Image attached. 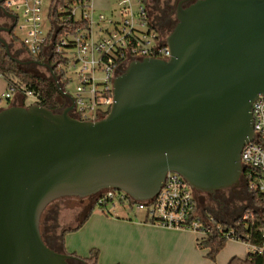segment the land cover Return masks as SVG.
Segmentation results:
<instances>
[{
  "label": "water",
  "instance_id": "95a60500",
  "mask_svg": "<svg viewBox=\"0 0 264 264\" xmlns=\"http://www.w3.org/2000/svg\"><path fill=\"white\" fill-rule=\"evenodd\" d=\"M187 1L166 39L171 57L132 61L96 122L73 116L74 98L50 63L21 61L0 37L12 61L44 68L66 99L55 111L37 103L0 110V264L84 263L43 238L42 215L59 199L116 190L151 202L169 172L212 197L240 186L253 103L264 95V0L182 7Z\"/></svg>",
  "mask_w": 264,
  "mask_h": 264
},
{
  "label": "built area",
  "instance_id": "2783aa9c",
  "mask_svg": "<svg viewBox=\"0 0 264 264\" xmlns=\"http://www.w3.org/2000/svg\"><path fill=\"white\" fill-rule=\"evenodd\" d=\"M117 1L119 11H111L112 18L103 13L97 15L96 0H48L46 11L45 0L5 1L11 14L17 16L10 11L12 8L24 13L22 24L17 16L16 27L25 30L21 45L27 57L50 63L57 76L59 73L65 93L67 85L76 81L72 114L81 121L96 122L110 113L114 80L132 61L171 57L167 36L160 33L151 17V0ZM16 93L38 99L33 91L14 84H10L3 97L10 100ZM252 111L255 138L244 146L241 161L253 199L250 209L233 222L226 224L214 214L202 212L196 193L176 172L167 174L159 194L151 202H138L124 192L107 190L97 197L95 205L106 212L110 206L115 210L118 202L131 209L136 207L146 211L148 224L192 232L201 241L215 237L241 242L246 245L248 256L264 257V228L260 226L259 234L247 230L256 222L264 223V95L255 100Z\"/></svg>",
  "mask_w": 264,
  "mask_h": 264
},
{
  "label": "crops",
  "instance_id": "0c3cea01",
  "mask_svg": "<svg viewBox=\"0 0 264 264\" xmlns=\"http://www.w3.org/2000/svg\"><path fill=\"white\" fill-rule=\"evenodd\" d=\"M22 51L26 55L24 49ZM9 86V81L0 74V110L11 105L26 106L22 93H16L8 100L9 104L3 106L5 99L3 96L8 92ZM79 200L82 203L78 206L75 217H70L66 213L71 208L63 203L55 205L54 211L58 231L60 228H63L64 232L78 231L87 226L86 229L92 228L100 234L99 239H93L89 245L93 247L92 250L99 252L96 261H85L90 258L92 250L89 254L84 252V256L79 255L80 257L78 252H73L72 255L83 260L84 264H229L234 259L222 260L221 255L220 257L218 255L216 262L213 263L211 259H208L209 261L204 259V255L199 251V239L191 238L186 232L148 224L146 215L141 218L136 216L137 219H133L129 216L114 218L100 213L93 214L95 201L89 198ZM99 220L101 223H98ZM63 244L64 242H61L62 250L65 252Z\"/></svg>",
  "mask_w": 264,
  "mask_h": 264
},
{
  "label": "rangeland",
  "instance_id": "374dc122",
  "mask_svg": "<svg viewBox=\"0 0 264 264\" xmlns=\"http://www.w3.org/2000/svg\"><path fill=\"white\" fill-rule=\"evenodd\" d=\"M48 0H45L44 2V11H46V8L48 7ZM96 9H97V15L100 13H103L106 15L108 18H112L111 11H114L118 13L119 7H118V1L117 0H96ZM10 11L15 12L17 16L19 17V24L23 23L24 19V13L21 9H15L12 8ZM4 23L3 20H0V25ZM25 36V30L19 29V26L16 27L14 33L12 36L8 35L5 32H0V37L4 39L10 46H11V53L14 57L20 59L21 61H27V56L23 53L22 51V45H21V40L24 39ZM24 71L35 74V75H46L47 76V71L42 68V67H33L31 65H25L21 66ZM70 75V74H69ZM101 76V74H100ZM76 81L73 80V82H70L66 89L68 93H70L72 96L75 94L76 91ZM3 106H7L9 104V101L7 99H3ZM36 100L34 97H26L25 100V105L26 106H31L35 104ZM243 186L242 184L239 187L235 188V193L230 194L229 191H225L223 194V197H217L216 201H210L208 196H205V207H211L214 212L213 214L221 221L225 222L226 224H229L233 222L235 219L243 215L246 211L250 209V205L247 202V198L244 196L243 192ZM222 196V195H221ZM89 201V200H86ZM90 202V201H89ZM117 202V200H116ZM60 203H63L67 206H69L71 209H68L66 213L72 217L76 216V213H78V206L82 203L79 199L76 198H63L59 199L55 202H53L49 207L47 214L55 210V205H59ZM87 203V202H84ZM88 204V203H87ZM75 208V209H74ZM212 210V211H213ZM93 214H102L108 217H118V216H129L132 217L133 219H137L136 216H139V218L144 217L146 215V211H140L136 207H133L131 209L128 205H121L119 202L117 203V208L115 210L112 209V206L108 208V212H106L103 209H100L99 207H94L93 209ZM81 213V212H80ZM206 215L212 214L209 209L205 210ZM47 214L42 215L41 219V231L44 232L46 230V218ZM82 215V214H81ZM80 215V216H81ZM79 216V217H80ZM93 217H97L94 216ZM98 223H101L99 220ZM81 228L78 231H66L64 232L63 228H60L59 231L56 228V231L54 232L55 235L59 237H63V248L65 250V253L72 255L73 252H78V256H84V254H89L90 251L93 249L92 246H89L91 244V241L94 239H99L100 234L95 232L94 229H86ZM78 232V233H77ZM191 238L194 239H199L200 236H198L195 233L192 232H186ZM46 234V233H45ZM201 242V240H200ZM75 245H73V244ZM58 245L61 246L59 239H58ZM200 249V248H199ZM199 251L202 252L204 255V259L208 260L207 254L209 252V249H200ZM85 252V253H84ZM83 253V254H82ZM219 255V256H218ZM217 256L220 257L222 260H229L231 258H238V259H246L248 257V250L245 244L241 242H236V241H228L226 242L225 247L223 250L218 254ZM79 256V257H80ZM209 261V260H208ZM211 261V260H210ZM213 263L216 262V260H212ZM197 264V263H195Z\"/></svg>",
  "mask_w": 264,
  "mask_h": 264
},
{
  "label": "trees",
  "instance_id": "16d2710c",
  "mask_svg": "<svg viewBox=\"0 0 264 264\" xmlns=\"http://www.w3.org/2000/svg\"><path fill=\"white\" fill-rule=\"evenodd\" d=\"M51 63L53 64V60H51ZM0 74L4 76L10 84H14L22 90L33 91L34 93H36L38 95V99L35 103L39 104L42 107L55 111L65 102L63 96L59 93L54 81L48 75H35L24 71L21 66L17 65L8 57V55L6 54V49L1 43ZM57 74L58 76H60L59 73ZM23 96L26 100V96ZM101 194H103V192L99 195ZM99 195L89 199L96 201ZM260 226L264 228V223L256 222L247 230L252 234H259L261 232ZM61 242H63V237L61 238ZM225 245V240H220L215 237H212L208 240H203L198 244L200 249H209L207 257L211 260H216L217 255L223 250ZM98 255V250H92L90 258L85 259V261L94 262L97 260ZM229 264H264V257L256 255L253 257L248 256L246 259L234 258Z\"/></svg>",
  "mask_w": 264,
  "mask_h": 264
},
{
  "label": "flooded vegetation",
  "instance_id": "af4514ba",
  "mask_svg": "<svg viewBox=\"0 0 264 264\" xmlns=\"http://www.w3.org/2000/svg\"><path fill=\"white\" fill-rule=\"evenodd\" d=\"M5 1L6 0H0V20L4 21V23L0 25V28H3L4 30L12 29L11 33L3 31L7 33L8 35L12 36L16 29V26H14V20L9 16L11 13L5 8ZM180 1L181 0H151V11H150L151 17L153 19L155 26L158 28L160 33L164 36H168L177 23L176 13L178 11ZM194 1L195 0H188L187 2H184L182 4V7L185 8L189 6L191 3H193ZM29 60L30 59L27 57V61ZM241 184L244 188L243 189L244 196L247 198V202L251 204L253 196L251 192L248 190L247 183L243 176L241 179ZM225 191H229L230 194L235 193V189L221 190L214 197L210 195L196 193L199 209L202 212H204L206 209H209L211 213L213 214L214 210L210 206L205 207V196H208L210 201H216L217 197L219 196L223 197L224 195L223 193ZM47 211H48V208L45 210V214H47ZM46 225H47L46 230L42 232V235H43V238L46 244H48L49 247L59 252H62V247L58 245V239L61 244V237L55 235L54 233L57 228V217H55L54 210L50 211L47 214ZM72 264H84V263H77L76 261H74Z\"/></svg>",
  "mask_w": 264,
  "mask_h": 264
}]
</instances>
